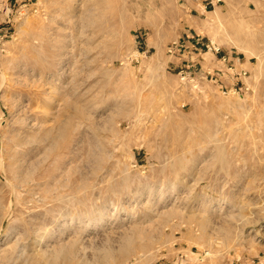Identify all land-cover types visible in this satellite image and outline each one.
I'll use <instances>...</instances> for the list:
<instances>
[{
  "label": "rangeland",
  "instance_id": "obj_1",
  "mask_svg": "<svg viewBox=\"0 0 264 264\" xmlns=\"http://www.w3.org/2000/svg\"><path fill=\"white\" fill-rule=\"evenodd\" d=\"M190 1L0 0V264H264V1Z\"/></svg>",
  "mask_w": 264,
  "mask_h": 264
},
{
  "label": "built area",
  "instance_id": "obj_2",
  "mask_svg": "<svg viewBox=\"0 0 264 264\" xmlns=\"http://www.w3.org/2000/svg\"><path fill=\"white\" fill-rule=\"evenodd\" d=\"M194 40L193 44H191L190 48L187 47L183 42L181 41H175L173 43H171L168 47H167V54H169L170 56H176L178 54H180V52H185V54L189 53V51L191 53H194L198 56H200L202 53H210L214 56H218L219 57V61L221 64H230L228 66V71L231 72L232 74L230 75V79H231V88L229 91H233L234 93H239L242 90H244L245 92L248 91V87L245 83L242 82L241 79H243V77L246 75L245 71L242 72H236L234 70V66H233V62L230 60V58L228 57V55H221L220 54V50L219 47H216L211 41L208 42H203L201 38L196 37V38H192L189 41ZM194 59H189L190 61H188V63L185 66V69L188 72V75L191 74L192 71H195L197 64L194 63ZM183 71L181 70L180 73H182ZM228 72V73H229ZM220 73V72H219ZM222 74V73H221ZM206 77L211 76V78H217V75H213L212 72L206 71L205 72Z\"/></svg>",
  "mask_w": 264,
  "mask_h": 264
},
{
  "label": "crops",
  "instance_id": "obj_3",
  "mask_svg": "<svg viewBox=\"0 0 264 264\" xmlns=\"http://www.w3.org/2000/svg\"><path fill=\"white\" fill-rule=\"evenodd\" d=\"M221 0H191L188 3V11L189 12H197L199 14H202L203 12H206V9L210 6H215L216 3L220 2ZM264 1V0H262ZM194 40L188 41V43L186 44L187 47L190 48L191 44H193ZM203 54L200 55V57H202ZM212 55V54H211ZM185 56L187 58H189L190 60L193 58L198 57V55L191 53L189 51V53L185 54ZM230 58V60L232 61L233 58H231V56H228ZM216 64L213 66V68L210 69H203L204 72L209 71L212 72L213 75H217L216 81L217 82H221L224 79V76H226V73H228V66L230 64H221L219 61V57H216ZM234 66V70H237V66L236 64H233ZM220 72V73H219ZM222 73V74H221ZM230 79V77H229ZM231 80V79H230Z\"/></svg>",
  "mask_w": 264,
  "mask_h": 264
},
{
  "label": "bare ground",
  "instance_id": "obj_4",
  "mask_svg": "<svg viewBox=\"0 0 264 264\" xmlns=\"http://www.w3.org/2000/svg\"><path fill=\"white\" fill-rule=\"evenodd\" d=\"M41 42V41H40ZM63 128V127H62ZM61 128V129H62ZM60 132V131H59ZM62 133V132H61ZM86 156V155H85ZM20 200V199H19ZM18 200V201H19ZM34 224V223H33ZM41 226V225H40ZM35 231H37V230H35ZM30 235V234H29ZM21 240V239H20ZM18 242V241H17ZM11 248H9V250H4V252H5V254H4V252H3V258L4 259H7V260H9V259H11L12 258V256H13V254H14V252H15V249H14V247H12V246H10ZM17 247V246H16ZM124 247V246H123ZM126 250H127V248H123L122 250H120L119 252H120V254H123V253H125L126 252ZM128 251V250H127ZM119 254V255H120ZM105 256V255H104ZM110 260H111V256H110V254H109V252L107 253V255L104 257V263L105 264H107V263H109L110 262ZM112 261V260H111ZM3 262V261H2Z\"/></svg>",
  "mask_w": 264,
  "mask_h": 264
}]
</instances>
